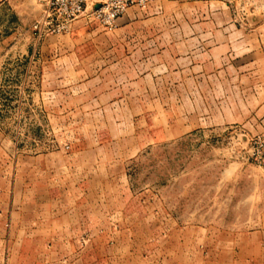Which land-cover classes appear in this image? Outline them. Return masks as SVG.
<instances>
[{"label": "rangeland", "instance_id": "obj_1", "mask_svg": "<svg viewBox=\"0 0 264 264\" xmlns=\"http://www.w3.org/2000/svg\"><path fill=\"white\" fill-rule=\"evenodd\" d=\"M45 1L0 0V264H264V0Z\"/></svg>", "mask_w": 264, "mask_h": 264}, {"label": "built area", "instance_id": "obj_2", "mask_svg": "<svg viewBox=\"0 0 264 264\" xmlns=\"http://www.w3.org/2000/svg\"><path fill=\"white\" fill-rule=\"evenodd\" d=\"M151 1L46 0L39 18L31 25V31L37 38L66 34L70 31L72 23L79 18L94 21L104 29L112 30L127 9L130 7L143 8ZM257 143L261 147L264 146V133L258 138Z\"/></svg>", "mask_w": 264, "mask_h": 264}, {"label": "crops", "instance_id": "obj_3", "mask_svg": "<svg viewBox=\"0 0 264 264\" xmlns=\"http://www.w3.org/2000/svg\"><path fill=\"white\" fill-rule=\"evenodd\" d=\"M125 18H126V17H125L124 15H123L122 17H120V18L117 20L118 23H119V22H123V21L125 20Z\"/></svg>", "mask_w": 264, "mask_h": 264}, {"label": "water", "instance_id": "obj_4", "mask_svg": "<svg viewBox=\"0 0 264 264\" xmlns=\"http://www.w3.org/2000/svg\"><path fill=\"white\" fill-rule=\"evenodd\" d=\"M98 7V5L96 6V8Z\"/></svg>", "mask_w": 264, "mask_h": 264}]
</instances>
